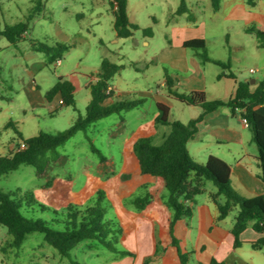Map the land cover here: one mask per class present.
Here are the masks:
<instances>
[{"label": "rangeland", "instance_id": "rangeland-1", "mask_svg": "<svg viewBox=\"0 0 264 264\" xmlns=\"http://www.w3.org/2000/svg\"><path fill=\"white\" fill-rule=\"evenodd\" d=\"M178 1L127 0L128 18L138 29L132 31L130 37L118 39L115 37L108 0H0V31L5 26L27 24L26 33L15 44L0 37V153L9 154L8 143H17L19 137L27 139L39 132H61L77 117L83 116L90 99L88 76L99 70L104 59L120 67L108 83L115 94L126 90L131 94L156 91L160 89L165 76L182 78L179 71L171 69L169 47H180L184 40L203 34L204 50L209 58H228L232 73L242 81L263 78L264 49L257 48L253 33L244 32L250 16H258L256 13L260 8V0H254V9L249 8L243 0H236L234 19L225 15L228 5L226 0L217 13L212 11L209 0H186L187 12L176 15L173 11ZM198 1L199 10L195 6ZM148 28L151 35L146 36L142 30ZM34 42L73 43L74 46L59 63L47 65L42 53L31 50L30 45ZM185 51L184 58L190 73H201L206 81H211L214 71H220L212 65L202 71L200 58L191 49ZM250 69L256 72L250 73ZM59 76L77 88L73 106L55 103L46 105L44 102L45 93ZM32 81L36 90L28 92ZM171 102L170 120L188 122V107L177 100ZM156 115L155 104L147 98L139 107L98 120L49 154L65 159L62 165L58 160L50 164L56 165L51 166L52 174L68 183L73 200H80L83 206H92L100 196L105 217L118 223L126 222L122 208L144 218V221L136 224L135 230L131 229L126 236H121L116 245L117 250L130 252L138 264H143L150 256V235L157 236L159 229L171 219L172 212L165 204L164 188L158 191L152 207L139 210L131 205V200L144 196L148 187L142 188L144 180L139 176L133 159L123 150L129 146L133 134L138 130L149 132L155 127L160 132H168L166 126L154 124L153 127ZM120 120L124 121L122 131L113 137L111 133ZM8 122H11V126L6 127ZM158 130L157 136L160 134ZM151 140L154 145L162 142L160 137L151 136ZM91 146L98 153L92 152ZM99 155L110 164L101 166ZM125 176L129 178L125 180ZM46 178V174L37 176L31 166L20 165L15 171L0 176V189L5 193H16L15 198L31 195L36 203L26 206L23 202L22 214L49 222L53 218L52 210L60 212L68 201L54 199L56 202L52 203L45 199L42 191L47 188ZM39 205L49 209L42 211ZM10 241L11 236L0 226V264L131 262L126 259L127 255L113 253L89 240L79 243L70 252L69 258L61 257L44 242L43 235L39 233L29 234L18 249L9 248L7 243ZM147 264L176 262L165 260L160 250Z\"/></svg>", "mask_w": 264, "mask_h": 264}, {"label": "trees", "instance_id": "trees-1", "mask_svg": "<svg viewBox=\"0 0 264 264\" xmlns=\"http://www.w3.org/2000/svg\"><path fill=\"white\" fill-rule=\"evenodd\" d=\"M245 2L252 5L253 0H245ZM210 3L213 11L219 9L220 0H210ZM108 5L113 16L115 37L118 39L130 37L138 26L128 19L127 0H108ZM186 12L185 0H179L175 14L182 15ZM26 31V23H17L9 27L5 26L0 31V37H4L10 44H15ZM142 32L146 36L151 35L149 28L143 29ZM246 32L254 34L257 48L264 49V31L251 27L247 28ZM73 46V43L34 42L30 48L42 53L46 58V64L52 65L60 62L63 55ZM182 47L193 50L202 62H210L222 70H229L228 60L216 61L206 55L203 39L186 40L182 43ZM119 70L120 67L115 64L106 59L102 60L99 70L88 76L90 99L84 115L77 117L66 130L61 132L54 134L39 132L27 139L18 136V142L24 143L26 147L0 156V176L15 171L20 165H27L33 167L35 174L41 177L50 162L59 159L49 154L64 145L77 132L86 131L92 124L110 115L141 106L145 102L142 98L111 96L108 83ZM223 76L233 77L230 73L221 72L218 78ZM164 82L167 96L186 106H196L201 109V114L197 118L184 124L178 121L171 122L169 107L157 103L154 122L156 125L168 127V132L163 134L162 142L158 145H154L150 137H140L132 145V156L138 172L158 180L166 190L165 204L172 212L169 231L176 221L191 216V207L186 203L194 202L195 197L204 192L205 182H209L216 189L211 199L218 210L217 220H222L236 210L231 228L234 248L242 244L239 235L248 225L253 231L264 234V196L241 197L231 187L230 167L224 161L210 155L204 162H196L190 157L186 147L187 142L196 132L197 124L205 114L220 107H227L233 115L238 114L247 121V127L252 133V140L257 150L259 178L264 185V77L256 83L253 90L248 81L237 82L233 96L225 101H207L203 91L179 92L173 87V80L168 76H165ZM76 90L72 82L59 76L57 82L45 93L44 99L51 102L55 96H59L61 105L73 106ZM108 100L111 102L105 104ZM9 126L11 122L6 125ZM91 150L98 153L93 146ZM100 160L104 161V157L100 156ZM142 188L145 189L147 186L144 185ZM15 194L5 193L0 189V226L4 227L11 236V241L7 243L9 248L18 249L29 234L39 233L43 235L44 242L64 258H69L70 252L79 243L87 240L94 241L113 253L132 256L130 252L117 250L116 245L123 235V228L120 223L105 217V210L100 206V196L92 206L69 203L60 212L52 210L53 218L48 222L22 214L23 202L28 206L36 201L29 194H25L22 198H15ZM149 203L150 194L147 191L144 192V196H137L131 200V205L139 210ZM39 206L42 211L49 209L44 205ZM170 244L176 249L178 263L188 264L190 253L180 250L171 232ZM248 244L254 250H264V237ZM151 259L152 257H148L143 264H147ZM70 264L77 263L70 261ZM209 264L223 263L212 260Z\"/></svg>", "mask_w": 264, "mask_h": 264}, {"label": "crops", "instance_id": "crops-1", "mask_svg": "<svg viewBox=\"0 0 264 264\" xmlns=\"http://www.w3.org/2000/svg\"><path fill=\"white\" fill-rule=\"evenodd\" d=\"M223 1L225 0H220L219 9L217 11H212L215 13L219 12L221 10ZM243 1L245 2V0ZM226 2L228 5L225 15L230 19H234L237 12L236 0H226ZM209 4L211 7L210 0ZM245 4L249 8H256V3L254 0L252 5H248L246 2ZM177 6L175 7L173 13H175ZM195 6L197 10L200 9L199 1L195 3ZM128 11L129 8L127 3V16ZM256 14H258V16H250V19H248L246 22V25L248 26H245L244 32H246L247 28L251 27L264 31L263 0H260V8ZM200 26L203 30V23H201ZM202 30L201 33H203ZM202 35L203 34H201V36H195L186 40L203 39ZM182 43L180 47H169V51L172 55L171 69L179 71L182 74L181 79L171 77V79L174 80L173 87L177 91L183 93L190 91H203L206 95L207 101H225L231 98L234 94L237 82L242 80L232 73L230 62L229 70H222L220 67L210 62H202V71L208 68L207 66L209 65L216 66L220 69L219 72L214 71V76L211 81H206L202 77L201 73L198 75L190 73L188 64L184 58L186 55V49L182 47ZM210 59L222 62L227 60L229 61L228 58L225 60L214 58ZM221 72L225 74L230 73L233 77L223 76L218 78V75ZM244 81H248L251 90H253L259 80L245 79ZM32 82L33 83L29 84L27 88L28 92L36 90L34 81ZM108 89L111 90V96L113 98L137 97L142 98L145 101L148 98L155 104V107L157 103L167 105L169 107L170 120L173 107L171 101L175 99L167 96L164 81L161 83L159 90L138 91L136 94H131L129 90L115 94L113 92L114 90L110 86ZM59 99V96H55L51 102H47L45 99L44 102L46 105H51L54 103L59 105ZM110 102L111 100H108L105 102V104ZM187 107V111L190 114V120L197 118L201 114V109L199 107ZM170 121L172 122L173 120ZM123 122V120L119 121L115 131L111 133L113 137L118 133H121ZM152 124L154 127V120ZM157 130L158 129L154 127L152 130H149V132H146L145 130H138L135 132L132 136V141L129 146L124 148V153L131 157L135 162L132 156V145L134 141L140 137L151 138V136L160 137L162 139V136L165 132H160L158 130L160 134L157 136ZM190 145L191 148H189ZM13 146L14 143H8V152L12 150ZM186 147L190 157L196 162L202 163L210 155L224 161L230 167L231 187L241 197L250 198L255 196H264V185L259 178V168L256 160L257 150L252 140V133L249 128L242 123L241 117L238 114L233 115L227 107H220L215 111L205 114L201 121L197 124L196 132L187 142ZM3 155L0 153V156ZM64 162L65 159L63 157L58 159V163L60 165H62ZM99 164L101 166H107L110 164V162L104 158V161L99 160ZM51 166L55 167L56 165L55 163L54 165H48L45 172L43 173V176L45 174L47 175V178L45 179V185L47 188L42 191L45 195V199L52 203L56 202L53 201L54 199H61L65 202L68 201V204H82L80 200H73L71 198L68 183H64L62 179L58 178L56 175H53V167ZM138 174L144 180L142 185H146L148 187L147 192L150 194V203L146 207H152L158 191L160 188H163V186L158 180L152 179L150 176L141 175L139 172ZM128 178L129 176L124 177L125 180ZM215 192V187L211 183L205 182L204 192L196 196L194 202L188 203V205L191 207L192 213L187 220L185 218H181L180 220L176 221L169 231V218L167 222L159 229L157 236L150 235V239H148V245H150L148 253L150 254L149 257H152L156 252L161 250L165 260L179 264L177 260L176 249L170 244L171 232L177 241L180 250L185 253H190L188 264H209L212 260L223 264H264V250H254L248 244L264 237V234L253 231L250 225H248L247 228L239 235V241H241L242 244L239 247L234 248V238L231 234V228L234 222L236 210H233V213L231 212L222 220H217L218 210L216 204L211 199V196ZM122 210L126 222L120 224L123 228L122 236H126L131 229L135 230L136 224H138L140 221H144V218L139 217L137 214H133L128 209L125 210L122 208ZM126 259L131 260L130 264H138L131 256L126 257Z\"/></svg>", "mask_w": 264, "mask_h": 264}, {"label": "built area", "instance_id": "built-area-1", "mask_svg": "<svg viewBox=\"0 0 264 264\" xmlns=\"http://www.w3.org/2000/svg\"><path fill=\"white\" fill-rule=\"evenodd\" d=\"M57 63H59V62H57ZM249 72H250V73H254V70L250 69ZM58 104H59V105L62 104L61 99H59ZM241 121H242V123H243L245 126H247V121L245 120V118H241ZM25 147H26V145H25L24 143H22V142H18V143H15V144H14V146H13V148H12L11 151H14V152H15V151H20V150L25 149ZM188 203H189V202H187L186 204L188 205Z\"/></svg>", "mask_w": 264, "mask_h": 264}]
</instances>
